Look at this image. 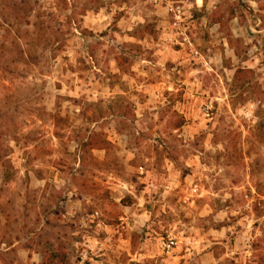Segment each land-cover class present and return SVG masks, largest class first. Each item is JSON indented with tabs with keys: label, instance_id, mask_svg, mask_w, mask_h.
<instances>
[{
	"label": "rangeland",
	"instance_id": "rangeland-1",
	"mask_svg": "<svg viewBox=\"0 0 264 264\" xmlns=\"http://www.w3.org/2000/svg\"><path fill=\"white\" fill-rule=\"evenodd\" d=\"M173 1L0 0V264H264V0Z\"/></svg>",
	"mask_w": 264,
	"mask_h": 264
},
{
	"label": "built area",
	"instance_id": "built-area-1",
	"mask_svg": "<svg viewBox=\"0 0 264 264\" xmlns=\"http://www.w3.org/2000/svg\"><path fill=\"white\" fill-rule=\"evenodd\" d=\"M153 6H160L164 11L165 27L159 36L164 37L172 46L186 49L193 57H198V52L192 46L187 34L186 16L184 5L181 1L173 0H146ZM248 242L246 238L245 243Z\"/></svg>",
	"mask_w": 264,
	"mask_h": 264
},
{
	"label": "trees",
	"instance_id": "trees-1",
	"mask_svg": "<svg viewBox=\"0 0 264 264\" xmlns=\"http://www.w3.org/2000/svg\"><path fill=\"white\" fill-rule=\"evenodd\" d=\"M214 24H218L220 30L223 28V24L219 19H216L213 21ZM226 43L227 45L232 48L231 42L232 38L229 34H226ZM118 60H123L121 58H117ZM122 63L117 64V68L119 71L122 70ZM251 74V71L249 69H243V68H236L233 72L231 83H230V88L231 89H238L242 87L244 83V79ZM180 126L179 125H174L175 129H178ZM89 146L92 149H103L107 143V141L103 139H98V138H92L89 140ZM63 258L59 255H53L52 256V261L50 264H60L62 262Z\"/></svg>",
	"mask_w": 264,
	"mask_h": 264
},
{
	"label": "crops",
	"instance_id": "crops-1",
	"mask_svg": "<svg viewBox=\"0 0 264 264\" xmlns=\"http://www.w3.org/2000/svg\"><path fill=\"white\" fill-rule=\"evenodd\" d=\"M195 4H197L196 0H195ZM244 235H245V237H247L246 236L247 234H244ZM186 244L189 245V246H191V247H194L195 242H190V240H187V243ZM243 248H246V246L244 244H243ZM186 250H188V249H186ZM244 250L246 251V249H244ZM170 254H171V251H170V253L168 251L166 256L161 257L160 260H159V264H174L173 261H172V258H171V255ZM207 256H208V254L206 253V254H203L201 257H207ZM180 258H182V257H180ZM243 258L244 257H242V256L241 257H238V258H235L234 259V264H245V261H244Z\"/></svg>",
	"mask_w": 264,
	"mask_h": 264
}]
</instances>
